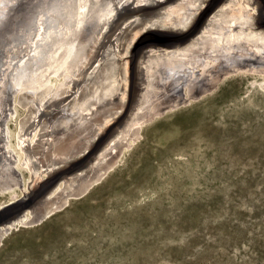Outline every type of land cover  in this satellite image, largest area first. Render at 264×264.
I'll use <instances>...</instances> for the list:
<instances>
[{
	"label": "rangeland",
	"instance_id": "obj_1",
	"mask_svg": "<svg viewBox=\"0 0 264 264\" xmlns=\"http://www.w3.org/2000/svg\"><path fill=\"white\" fill-rule=\"evenodd\" d=\"M210 1L213 0L207 2ZM259 1L261 10L255 17L264 23V2ZM199 3L198 0H137L119 8L121 20H117L111 34L108 35L107 29L99 41L101 46L92 53L95 60L90 59L92 64L74 79L70 91L77 93L85 73L98 67V60L108 49V55L115 58L117 68L124 73L122 82L127 102L121 109L115 106L118 113L103 132L88 131V148L79 154V159L67 166H54L49 174L36 173L33 177L35 170L32 172V166L17 146V124L27 112L18 102L14 88L10 92L11 103H2L6 87L0 78V113L4 110L3 116L7 118L3 126L6 150L13 149L11 157L17 160L5 174L12 177L7 182L9 185L15 177L18 181L9 193L0 192V209L29 195L57 174L61 178L54 194L60 193L66 182L62 181L63 177L92 157L107 133L115 129L120 133V125L128 117L124 118V114L131 95L145 94V82L132 76L133 58L142 51L170 49L181 37L185 41V31L176 25L165 29L162 24H166L171 14L188 7L192 8V16L199 19L208 10V5L202 4V9L196 11ZM23 7H28L25 2L21 12ZM111 11L112 6H106L93 20L87 21L77 37L84 38L87 32L88 36H94L96 27L111 17ZM157 15L161 26L150 24ZM125 18L129 20L121 35L131 33L133 39L125 50L117 47L120 38L110 47ZM220 26L229 38L221 41L243 44L230 24ZM203 33L214 35L211 30ZM10 41L8 34L0 46ZM201 57L204 55L198 54ZM197 68L195 76L204 72ZM240 70L234 69L231 72L234 75L225 76L217 85L198 87L192 96L186 92L165 102L166 84H161L152 69L147 71L153 91L150 95L149 90L147 99L150 95L151 103L157 102L156 108L163 111L169 106L170 111L142 122L140 138L119 149L121 156L114 170L82 197L72 192L65 206L40 224L17 223L8 225L9 229L4 226L0 230V264H264V88L260 86L263 80L248 75L252 69ZM60 82L58 77L49 80L54 87ZM122 87L121 84L113 98L123 95ZM56 108L58 102L52 101L45 117L42 111L38 113L24 135L25 140L29 139L26 143L35 140L36 133L46 138L41 142L45 148L54 141L52 126L61 116ZM82 109L77 110L78 117L87 114ZM44 153L42 149L38 157L43 170L47 168ZM35 213L36 204H33L23 219L28 221Z\"/></svg>",
	"mask_w": 264,
	"mask_h": 264
},
{
	"label": "bare ground",
	"instance_id": "obj_2",
	"mask_svg": "<svg viewBox=\"0 0 264 264\" xmlns=\"http://www.w3.org/2000/svg\"><path fill=\"white\" fill-rule=\"evenodd\" d=\"M142 1L146 2V0ZM198 1L200 3L196 11L202 9V4L208 5V10L199 19L192 16L193 13H190L192 8L188 7L174 15L171 14L165 25L160 22L159 15L150 22L153 25L161 26L162 24L165 29L168 26L176 25L177 29L186 32V40L181 41L183 38L181 37L174 42L176 46H170V49L142 51L133 58L132 76L138 77L139 82H145L143 86L145 94L143 96H139L138 93L131 95L130 105L124 114V118L128 117L120 125V133L117 134L116 129L112 133L109 132L110 136L107 133L96 148L95 154L63 177L62 181L66 182L60 193L54 194V191L59 187L60 180L50 181L31 191L39 199L36 215L30 218L32 222L29 219L25 221L23 213L19 212L11 219L1 223L0 230L4 226L8 228V225L17 223L21 226L27 225L25 223L28 222V224H33L35 216L43 220L53 216L63 208V205L65 206L67 196L73 194L72 192L76 196L82 197L99 183L105 174L114 170L119 156H121L119 149L124 145L129 146V141L135 142L140 138L142 122L147 123L170 111L169 106L160 111L155 106L157 102L151 103L150 95L153 94V91L150 90L152 84L147 78V71L152 69L161 84H166L164 89L168 95L164 97L166 99L163 102L169 101L171 96L175 98L178 95L177 98H179L186 92L192 96L201 86H209L212 83L217 85L225 76L234 75L231 73L234 72V69H242L240 71L252 69L248 71V75L263 80L260 86L264 88V23L255 17L256 12L261 10V2L258 0ZM23 2L28 7L25 9L23 7L24 10L21 12ZM135 2L137 0H0V43L6 39L8 34L11 35V41L7 44L2 43L5 44L4 47L0 46V78L5 82L6 87L4 91L6 97L2 103H11L10 92L14 88L18 102L26 108L27 114L17 124L16 142L24 153L26 161L32 166V172L35 170L32 173L33 177L36 173L49 174L54 171H51L54 166L58 167L60 164L67 166L72 161L79 159L83 151L88 148V138L90 137L88 131L103 132L106 125L113 122L118 109L123 108L126 104L125 84L122 82L124 73H120L115 58L108 55V49L98 60V67L85 73L84 82L78 90L76 89V94L73 93V90L70 91V86L74 79L79 74H84L89 64H92V53L98 48L99 41L104 37L107 29H109L108 35L111 34L114 25L121 20L119 19V8L124 4H134ZM108 5L112 6L111 17L96 27L94 36H88L87 32L84 38L83 36L78 38L77 34L85 29L87 21L93 20ZM128 20L126 19V22L120 27L114 41L110 43V47L114 46L120 38L117 47L125 50L126 45L133 39L129 35L131 33L121 35L123 26ZM194 22L196 24L193 27ZM220 24H230L234 28L232 32L238 33L235 37L243 44H229L226 43L227 41L225 43L221 41V39L229 40V38L226 36V31L223 32V29L220 28ZM10 26L15 27L10 28ZM208 30L214 32V35H203V32ZM198 33L200 37L197 36ZM163 34L165 35L167 32ZM75 37L78 39L74 40ZM260 48L262 49L260 50ZM198 54L204 55V57L199 59ZM94 58L96 57L94 56ZM154 62L156 63L151 66ZM207 66L210 68L206 69ZM197 67L204 72L195 76L193 73ZM205 70L207 71L205 72ZM144 73L146 75H143ZM55 77H58L61 82L54 87L52 83H49V80L52 81V78ZM121 84L124 86V88L122 87L124 93L119 99H115L113 98L114 94L118 92ZM149 90L151 93L147 99L146 95ZM52 101L58 102L56 110L60 109L59 113H61L52 126L54 141L45 148V145L41 144L45 135L42 139L41 133H36L34 137L36 139L31 140L30 138L31 141L26 143L29 139L25 140L24 135L29 125L41 111L42 116L47 114L48 104ZM131 105L132 109H130ZM81 108L87 110V114L78 117L77 110H81ZM3 113L4 110L0 113V192L7 194L18 181L15 177V180L14 178L12 180L13 183L9 185L7 182L12 177L6 176L5 172L11 170L17 160L13 161L11 157L10 152L13 149L6 150L7 135L3 126L7 118L3 116ZM41 130L44 131L42 128ZM93 133L95 134V132ZM42 149L45 152L44 165L47 166L44 170L38 163ZM114 149L115 153L113 154ZM80 153L81 155H79ZM55 154H59V156L51 157ZM36 164L38 166H35ZM23 167L25 166L23 165ZM26 196L27 194L21 199ZM19 200L4 206L0 212ZM0 239L2 240L1 233Z\"/></svg>",
	"mask_w": 264,
	"mask_h": 264
},
{
	"label": "water",
	"instance_id": "obj_3",
	"mask_svg": "<svg viewBox=\"0 0 264 264\" xmlns=\"http://www.w3.org/2000/svg\"><path fill=\"white\" fill-rule=\"evenodd\" d=\"M11 27L12 26H10V28ZM60 178H61V174H57L55 176H51V178L49 180H47L45 183H43L41 186H44L46 183H48L50 181L53 182V181H56V180H60ZM38 200L39 199H37L36 195H34V193L31 192L25 198L19 200L18 202L14 203L13 205L9 206L8 208H6L2 212H0V224L5 222V221H7L8 219H11L13 215H15V214H17L19 212L24 214L27 210H29V208L31 206H33V204H36V206H37ZM35 201H36V203H35ZM35 215H36V213H35ZM49 218H47V219H49ZM47 219L43 220V219H41L39 217L37 218V216H35V220H34L33 223L34 224H40V223L46 221Z\"/></svg>",
	"mask_w": 264,
	"mask_h": 264
}]
</instances>
